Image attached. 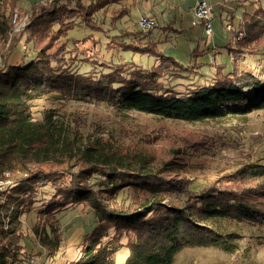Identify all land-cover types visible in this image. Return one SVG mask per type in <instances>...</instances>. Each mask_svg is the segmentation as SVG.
<instances>
[{
  "label": "trees",
  "instance_id": "16d2710c",
  "mask_svg": "<svg viewBox=\"0 0 264 264\" xmlns=\"http://www.w3.org/2000/svg\"><path fill=\"white\" fill-rule=\"evenodd\" d=\"M20 1L0 0V34L8 48L12 46L3 61L4 66H0V172H9L15 177L5 204L0 205V264H28L29 256L34 255L27 251L23 243L25 236L20 233V216L27 210H36L34 234L51 256L59 253L60 247L58 230L52 220L53 217L58 219V211L69 205H84L93 211L95 226L85 236L77 257L67 264H117L118 247L115 244L124 234L130 235L129 255L124 264H172L178 252L194 247L233 252L238 247L239 235L219 232L210 226L211 221L229 219L264 223V208L256 202L257 196L264 194L263 164H249L232 173L231 187L218 183L195 191L187 186L188 194H191L185 204L171 206L162 203L163 193L180 191L184 185L181 187L173 179L166 181L149 172L102 169L83 160L86 163L81 169L82 175H74L70 183L59 180L62 185L58 187L50 183L54 174L64 176L54 173L55 169H28L29 164L38 165L50 160L65 164L74 146L68 143L63 149L65 152H54L46 157L32 153L30 147L36 142L37 129L31 102L38 98L90 99L188 122L218 120L228 115L264 110V67L258 73L245 68L250 57H264V7L260 0L250 3L254 6L252 11L244 9L240 14L234 34L237 37L244 34V37L237 39L240 48L227 49L232 63L230 70L225 63L212 65L198 61L213 49H195L187 65L166 55L159 47L160 42L149 38L152 30L118 29V23L131 14L132 7L126 2L133 0L41 2L43 6L39 13L43 12V15L34 17L30 14L25 28V33L30 32L29 41L34 51L29 54L31 60L11 64V55L25 34H14L13 20L20 12ZM113 4L120 7L109 12ZM99 13H110L111 28L119 30L108 37V48L151 58L153 64L146 67L135 60L111 61L107 69L99 71L80 73L75 70L74 60L69 61L72 53L68 46L57 45V40L62 33L66 36V29L68 34L80 28L104 33L103 21L97 20ZM234 17L235 12L231 14V20ZM162 29L165 35L172 31ZM164 40L169 41V37L164 36ZM60 54L61 58L58 57ZM205 68L211 73L207 81L202 79L207 77ZM175 80L187 82L184 90L177 88L173 83ZM245 87H251L252 93ZM87 152L86 148L80 150L83 155ZM144 162L145 159L139 161ZM130 164L132 162L127 166ZM17 170L26 174L18 175ZM95 175H102L103 179L88 183L87 179ZM246 179L253 182L254 187H247ZM47 186L52 190L41 191ZM131 188L137 195L141 194L135 202L142 203L137 208H133L132 202L116 203L119 194ZM247 193H251L252 200ZM41 195L43 197L39 199ZM112 229L115 232L110 235Z\"/></svg>",
  "mask_w": 264,
  "mask_h": 264
},
{
  "label": "rangeland",
  "instance_id": "374dc122",
  "mask_svg": "<svg viewBox=\"0 0 264 264\" xmlns=\"http://www.w3.org/2000/svg\"><path fill=\"white\" fill-rule=\"evenodd\" d=\"M196 1H128L126 5L132 7L131 14L120 21L117 27L128 30L143 29L146 32L148 29L152 30L149 38L160 42L159 47L166 55L175 57L187 65L195 49L199 51L213 49L212 53L200 57L198 61L210 62L212 65L225 63L230 70L232 63L227 49L240 48L237 39L244 37V34L237 37L234 30L242 10L252 11L254 6L250 3L256 0H204L214 10L211 21L213 33L210 37L206 34L203 24L195 17L193 7ZM260 1L264 7V0ZM41 2L45 0L20 1L18 10L23 19L27 17V20L22 29L16 32L14 28L16 36L25 33L31 15L34 14V17L43 15V12L39 13L43 6ZM119 7L120 5L113 4L109 12ZM233 12L235 17L231 20ZM106 15L103 13L97 15V20L103 21L106 30L104 33L80 28L68 34L66 29L64 30L66 36L62 33L63 36L58 38L57 45H67L68 51L72 53L69 61L74 60L75 70L80 73H90L93 70L107 69L111 61L125 60H135L150 67L153 64L151 58L107 47L108 37L117 34L119 30L111 28L110 13ZM143 19L152 24L143 23ZM162 28L172 30L169 34L166 33L169 41L164 40L166 35ZM29 40L30 32H26L18 48L12 53L9 63L31 60L29 54L34 51ZM98 41L99 44L96 46ZM9 48L5 44L3 35L0 34L1 67L4 66L3 61L5 62L4 59L8 56ZM58 57L61 58L62 55ZM262 67H264L262 56L250 57L245 65V68L253 73L260 72ZM203 71L207 77L202 79L207 81L211 73L207 68ZM173 83L179 90H184L187 82L175 80ZM245 90L250 94L253 91L251 87H245ZM31 104L37 129L36 142L30 147L32 153H40L41 157H46L51 153L62 151L68 143L74 145L73 148L71 147L73 153L68 154L69 160L65 164L59 165L54 160H50L38 165H28V169H55L54 173L62 174L64 178L54 174L53 182H50L54 186L62 185L59 180L67 183L69 180L70 183L74 175L78 173L82 175L81 169L86 163L83 160H86L102 169L112 167L121 172L143 171L166 181L173 179L174 183L184 187L180 191L164 192L162 203L170 206L178 203L184 205L191 194H188V187L195 191L218 183L231 187L232 182L229 184V181L232 173L246 168L249 164L264 165V110H252L239 116L228 115L218 120L188 122L114 107L107 102L98 103L90 99L38 98ZM85 148L88 152L83 155L80 150ZM69 150L67 153H70ZM141 159H145L143 164L139 163ZM129 162H132L131 166H127ZM128 168L134 170H127ZM1 174H9L8 179L15 181L13 174L9 172H1ZM16 174L23 176L26 173L17 170ZM101 179H103L102 175H95L87 179V182L94 184ZM245 184L247 187L254 185L247 179ZM235 187L237 188V185ZM50 190L52 188L47 186L41 191ZM8 193V188L0 192V205L5 204ZM137 196L140 199L141 194L137 195L132 188L127 189L119 194L116 203L132 202L133 208H137L142 203V201L135 202ZM42 197L39 196V199ZM247 197L252 200L251 193H247ZM257 197L259 200L256 199V202L264 208V194ZM39 203L40 200L37 204ZM111 203L113 204V200ZM58 212V219L56 217L52 219L60 238L59 253L55 256L48 255L47 249L40 244L34 234L36 210L34 212L27 210L20 216V233L25 236L23 243L27 251L34 254L29 256L28 264H67L77 257L85 236L95 226V214L88 206L69 205ZM5 226L7 227L8 223ZM210 226L224 234H238L236 250L227 252L212 247L185 248L175 255L172 264H264V223L251 224L219 219L211 221ZM114 232L115 230L112 229L109 233L113 235ZM129 238V234H124L120 242L115 244L118 247L117 264H124L129 255L127 246Z\"/></svg>",
  "mask_w": 264,
  "mask_h": 264
},
{
  "label": "built area",
  "instance_id": "2783aa9c",
  "mask_svg": "<svg viewBox=\"0 0 264 264\" xmlns=\"http://www.w3.org/2000/svg\"><path fill=\"white\" fill-rule=\"evenodd\" d=\"M193 10L195 17L203 24L206 34L208 35V37H210L213 33L211 24V21L214 16L213 7L204 0H197L193 7ZM26 20L27 17L23 19L20 12H17L15 14L13 24L16 32L23 28ZM143 21V23H147L149 25L152 24V22L146 19H143ZM240 36H243V34H241ZM8 178L9 174L2 175L0 172V192H4L7 188L9 189L12 185V181H10V179Z\"/></svg>",
  "mask_w": 264,
  "mask_h": 264
}]
</instances>
